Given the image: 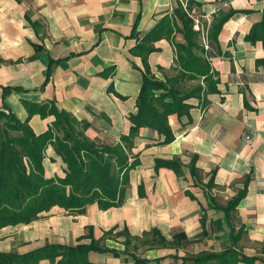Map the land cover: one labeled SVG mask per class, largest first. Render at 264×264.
Instances as JSON below:
<instances>
[{
  "label": "crops",
  "instance_id": "1",
  "mask_svg": "<svg viewBox=\"0 0 264 264\" xmlns=\"http://www.w3.org/2000/svg\"><path fill=\"white\" fill-rule=\"evenodd\" d=\"M181 1L0 0V110L5 102L39 135L54 117L28 116L26 103H53L88 123L89 140L116 145L128 134L142 84L143 63L131 51ZM195 2L191 12L199 18H211L218 8L235 11L218 35L219 54L208 58L216 92L188 100L187 116L168 117L169 144L161 145L163 136L149 128L139 130L131 150L137 163L120 206L91 204L77 215L52 208L29 224L1 228L0 253L93 243L103 250L88 252L90 264H192L202 253L228 249L238 252L232 264H264V64H258L264 49L245 40L262 18L264 0ZM173 40L184 43L180 33ZM153 45L147 65L164 81L176 73L175 50L166 39ZM199 84L205 88L202 79L187 82ZM174 159L179 175L155 168L156 160ZM43 167L46 178L65 175L51 146ZM246 181L244 197L226 218L220 208Z\"/></svg>",
  "mask_w": 264,
  "mask_h": 264
},
{
  "label": "trees",
  "instance_id": "2",
  "mask_svg": "<svg viewBox=\"0 0 264 264\" xmlns=\"http://www.w3.org/2000/svg\"><path fill=\"white\" fill-rule=\"evenodd\" d=\"M186 7L176 2L172 15L164 16L149 30L132 49L143 63L142 84L136 98V112L129 115L127 135L120 137L114 146H104L89 140L84 132L88 123L78 121L65 111H59L53 103L27 104L28 116L39 114L41 118L53 116L54 121L39 135L33 133L28 121L20 122L3 102L0 110V229L7 226L29 224L42 213L60 208L70 214H82L88 205L96 204L106 210L123 203L128 174L137 163L131 154L134 139L141 128H149L163 136L161 145L169 144L174 135L168 117L187 116L191 98L216 92V81L210 71L208 58L219 54L218 35L223 24L235 13L234 10L218 8L211 17L207 29L208 50L199 42L200 33L193 29L194 21L189 15L199 6L195 0H184ZM180 33L184 43L173 40ZM166 39L175 50L174 76L157 80L150 73L147 56L154 52V43ZM245 40L251 44L260 42L264 49V10L261 20L252 25ZM1 62V61H0ZM264 64V57L258 61ZM202 79L205 88L188 87L187 82ZM9 88H3V93ZM51 146L65 165L64 177L46 178L43 167L45 151ZM194 158L190 172L195 176ZM168 167L177 175L180 165L177 159L155 161V168ZM213 179L210 178L208 187ZM244 188L220 209L229 218L246 193ZM158 235V233H153ZM159 241L164 239L158 235ZM235 240V239H234ZM95 244L76 246L45 245L25 254L0 253V264H39L47 260L51 264H90L87 254L102 251ZM238 252L228 249L220 254L202 253L192 258V264H208L215 260L220 264L235 263ZM251 262L249 259L242 258Z\"/></svg>",
  "mask_w": 264,
  "mask_h": 264
},
{
  "label": "built area",
  "instance_id": "3",
  "mask_svg": "<svg viewBox=\"0 0 264 264\" xmlns=\"http://www.w3.org/2000/svg\"><path fill=\"white\" fill-rule=\"evenodd\" d=\"M181 4L183 5V8L186 7V4L183 1H181ZM190 16H191V18L194 21L193 29L200 33V37H201L203 48L205 50H208L207 29H208V26H209V24L211 22V18L209 16H203L201 18L195 17L193 15V12L190 13Z\"/></svg>",
  "mask_w": 264,
  "mask_h": 264
}]
</instances>
